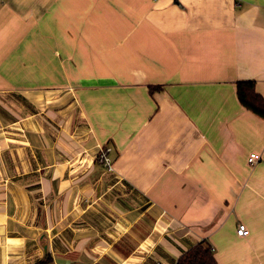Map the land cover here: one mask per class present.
Listing matches in <instances>:
<instances>
[{"label": "crops", "instance_id": "0c3cea01", "mask_svg": "<svg viewBox=\"0 0 264 264\" xmlns=\"http://www.w3.org/2000/svg\"><path fill=\"white\" fill-rule=\"evenodd\" d=\"M240 81L264 98V0H0V264H264Z\"/></svg>", "mask_w": 264, "mask_h": 264}, {"label": "trees", "instance_id": "16d2710c", "mask_svg": "<svg viewBox=\"0 0 264 264\" xmlns=\"http://www.w3.org/2000/svg\"><path fill=\"white\" fill-rule=\"evenodd\" d=\"M158 89V87L153 88ZM237 95L241 105L264 119V98L255 88L253 81H240L237 83ZM52 257H46L36 264H50ZM178 264H218L213 249L205 243H198L193 248L189 249L178 261Z\"/></svg>", "mask_w": 264, "mask_h": 264}, {"label": "built area", "instance_id": "2783aa9c", "mask_svg": "<svg viewBox=\"0 0 264 264\" xmlns=\"http://www.w3.org/2000/svg\"><path fill=\"white\" fill-rule=\"evenodd\" d=\"M109 148H103L99 154V159L104 163V165L109 169L113 170L112 160L109 157ZM262 161L261 155L257 153L250 154L248 158V163L252 166L257 165ZM250 231L244 225H240L238 228V234L240 236H247L249 235Z\"/></svg>", "mask_w": 264, "mask_h": 264}]
</instances>
